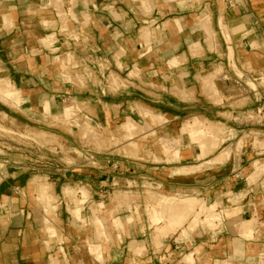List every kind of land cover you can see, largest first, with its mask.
Returning a JSON list of instances; mask_svg holds the SVG:
<instances>
[{
  "label": "crops",
  "instance_id": "0c3cea01",
  "mask_svg": "<svg viewBox=\"0 0 264 264\" xmlns=\"http://www.w3.org/2000/svg\"><path fill=\"white\" fill-rule=\"evenodd\" d=\"M144 2L0 0V76L19 89L28 107L24 113L0 103V112L13 129H30L27 124L18 123L20 120L47 121L42 112L56 100L79 104L102 134L107 130L110 134L118 132V126L125 121L131 122V127L132 121L144 126L149 119L141 117L140 109L160 115L166 122L161 126L151 124L154 135L144 139L140 135L136 139L137 153L127 157L111 149L98 152L81 140L76 144L75 135L69 133L48 132L57 139L54 149L66 145L93 155L98 166L95 169L87 163L66 166L61 171L52 168V164L47 169L37 160L32 143L4 142L7 146L1 148L11 151H2L3 154L23 166L10 169L8 179L0 185V205L7 207L0 210V264H184L182 256L195 250L199 253L193 255L194 264L215 260L257 264V259L264 257V174L256 183H247L254 171L253 162L264 164V148L254 150L252 142L238 148V142H231L240 135H253L264 141V87L257 81V91L246 85L264 74V0ZM205 18L206 32L202 29ZM46 37L52 38L48 47L42 43ZM224 37H229V41ZM197 44L199 48L193 49ZM228 46L232 60L228 58ZM67 57L71 64L63 65L58 60ZM215 68L232 78L239 72L244 92L216 102L204 96L201 78ZM133 70L138 77L128 76ZM77 73L84 80L82 85L63 80V75ZM111 74L119 76L125 87L111 90L107 82ZM194 117L222 126L224 143L200 161L196 159L198 148L189 146L180 150L178 162H166L159 139H176L182 124ZM152 118L155 117H150V121ZM119 132V139L125 143ZM224 150L229 153L225 161L211 162ZM111 163L117 165L116 170L111 169ZM32 165L38 167L36 174L29 170ZM195 165L201 169L185 175L173 173ZM238 170L242 181L234 177ZM35 177L50 185L54 193L59 188L56 197L60 204L51 215L56 237H49L43 225L44 213L36 203L37 197L32 201L35 187L39 186ZM129 181L137 185L147 181L145 184L153 190L177 191L181 196H195L208 203L220 201L225 206L229 194L241 190L247 194L237 210L223 218L219 229L186 239L174 235L159 248L153 245L148 226L135 222L132 227L125 225L122 231H116L108 225L109 242L101 244L99 262L88 252L94 231L90 226L71 223L62 188L68 185L87 190L89 199L82 214L88 218L92 201L104 204L106 193L113 191L114 195L117 187L124 188ZM111 214L103 211L101 216L108 223ZM252 219L254 238L242 241L243 257L236 258V230L241 221ZM133 241L143 246L139 255L130 248ZM247 259H252V263Z\"/></svg>",
  "mask_w": 264,
  "mask_h": 264
},
{
  "label": "rangeland",
  "instance_id": "374dc122",
  "mask_svg": "<svg viewBox=\"0 0 264 264\" xmlns=\"http://www.w3.org/2000/svg\"><path fill=\"white\" fill-rule=\"evenodd\" d=\"M142 1V3L145 1V0H141ZM51 3H54V2H51ZM145 3V2H144ZM143 5V4H142ZM146 11H148V10H146ZM58 16L59 17H62V15H61V13L59 12L58 13ZM202 29L206 32L207 31V26H202ZM149 37V36H148ZM193 49H198L199 48V44H197L195 47H192ZM149 50H150V47L148 48ZM148 50V51H149ZM229 58V57H228ZM58 60H62V63H63V65H66V64H71V58L70 57H67V59H64V58H61V59H58ZM229 60H232V59H230L229 58ZM172 61V60H171ZM170 63V62H169ZM176 64H177V60H176ZM176 64H169V66H175ZM76 64L75 63H72V66H75ZM117 65H118V67L119 68H121V64L118 62L117 63ZM137 74V72H136V70H133V71H131V74H130V72H129V74H128V76L130 77V78H135V77H138V74L137 75H135V74ZM220 73H222V71L219 69V68H215L214 70H212V71H210V72H208L205 76H203L202 78H201V86H202V91H203V93H204V96H208L209 97V94H210V97L212 98V100L214 101V102H216L217 101V99H228V98H230V97H232V96H234V95H239V94H241V93H243L244 92V90L246 89L245 88V86H243L242 85V87H241V90L238 88V87H236V91L234 90V88H232V90H230L229 89V91H230V93H229V91H228V94L229 95H227L226 97H223L222 95H216V93H214V91L211 89V88H209V87H205V83H203V82H207V81H209L210 80V83H212V82H216L215 80L216 79H218L219 78V76H220ZM238 74V75H237ZM240 75L241 74H239V72H236V74H235V77L236 78H239L240 77ZM80 75H79V73H77V77H79ZM81 77V76H80ZM263 74L261 75V78L259 79V77H257V78H255L256 80L255 81H257V83H259V85H261L262 87H264V80H263ZM0 78H1V80H3V85H2V83H1V86H4L6 83H8V84H12V83H10L7 79H5V78H2L1 76H0ZM113 78L116 80V82L114 83V84H112V82H113ZM205 78H206V80H205ZM239 79H243L242 78V75H241V78H239ZM205 80V81H204ZM214 80V81H213ZM233 80V79H232ZM120 81V83L122 82V83H125L119 76H116V75H114V74H111L110 75V77L109 78H107V82H108V84H109V87H110V89L112 90V87H113V85H116L118 82ZM212 81V82H211ZM255 81H253V80H250V81H247V83H252L255 87V91H257V89H256V84H255ZM8 84H6V85H8ZM218 84H219V82H218ZM221 85V84H220ZM12 86L13 87H15L16 88V86L14 85V84H12ZM204 86V87H203ZM222 86V85H221ZM207 88V89H206ZM249 89H252L250 86L248 87ZM18 97H19V100H20V105H19V107H13L11 104H3V103H1L2 105H5V106H7V107H9V108H11V109H13V110H16V111H18V112H26L27 110H28V107L25 105V103H24V101H23V99L21 98V95H20V91L18 90ZM236 92V93H235ZM45 101V100H44ZM47 101V100H46ZM65 102L64 103H62V104H60V106H57V110H58V113L57 114H55V113H51L50 112V114H49V112H47L48 110H44V113L42 112V118L43 119H45V120H47V121H41V120H39V121H33L32 123L30 122V123H25L24 121H18V123H20V124H27L28 126H29V128L30 129H13L10 125H9V123H7V121H5L7 118H6V116H5V114L4 113H2V112H0V149H1V146H7V145H4V142L6 143L7 141H10V140H12V141H14V142H12V143H19V144H23V143H33V145L34 144H36V145H38L39 147H41L40 148V150H41V156H43V157H45L46 158V162H49V163H51V164H53V165H55V167H52V168H54V169H56V170H59V171H61V169L63 168V167H69V166H79V165H83V163H87V164H89L90 162H85V160H84V157H85V155H86V157H88V156H92L93 157V155H91L90 153H87V154H85V153H81V148H78V147H72V148H68L66 145L63 147H61V146H58L57 148H55L54 149V145L57 143L56 141H57V139H56V137L53 135V134H51V133H48V132H50V131H54V132H59L60 134L61 133H69V135H75V141H76V144H78V141L79 140H81V139H85V140H81V141H84L85 143H89V145L94 149V150H96V151H98V152H101L102 150H104V149H111L110 151L111 152H113V151H115V152H118V153H121L122 155H126V157H127V155H131V156H133V155H135V153H137V150H138V147H139V143H138V141L136 140L140 135H142L143 134V137H142V139H144L145 137H147V136H152V135H150L152 132H154L153 130L151 131V124L152 125H159V126H161V125H163L164 123H166L165 122V120H164V118L163 117H161L160 115H157V114H154V113H151L150 111H148L147 110V112L146 113H143L144 111L142 110V109H140V115H141V117L143 118V119H149V121L147 122V121H145L144 122V126H140V125H138L137 123H135L134 121H132L130 118H128V119H130L132 122H133V126L129 129V128H126V126H125V124H126V121L124 122V123H122L120 126H118V130L119 131H121L122 133H123V135L127 132V130H128V132L131 134V136H132V138H133V140L131 141V142H134V143H136L137 144V146L138 147H133L134 149H132V147H131V145L129 146V141L127 140V138H126V140L124 139V141H125V143H122L121 142V140L119 139L120 137H119V135H120V132L118 131H116L115 133H109L108 132V130L107 131H104L103 132V134L99 131V129H98V126L97 125H95L93 122H89V121H83V120H79V118L81 119V117L79 116V118H77V114H76V119H78L79 120V123H83V122H87L93 129H94V133H96V134H88L87 132H85L83 129H85L84 127H82L81 125V127L79 126L78 128L76 127V131H72V128L71 127H69L68 125H71V126H73L74 127V125H72V124H70V123H68L67 124V122H69V120H66V122H65V120H62L63 118H62V116L60 115V107H66V106H69V105H72L69 101H67V100H64ZM49 102V101H48ZM54 102V101H53ZM42 104H43V102H42ZM41 104V105H42ZM52 104H54V103H52ZM55 106V105H54ZM79 106V105H78ZM49 109H51L52 108V105H48L47 106ZM80 107V106H79ZM16 108V109H15ZM81 108V107H80ZM45 112H46V114H45ZM54 115V116H53ZM150 117H155V118H152V121H150ZM62 118V119H61ZM160 119V120H159ZM60 120H62V121H60ZM200 120V119H199ZM51 121H53L52 123H51ZM92 121V120H91ZM200 121H202V120H200ZM187 122V121H186ZM204 122V125L205 126H209L208 124H212L213 125V123H209V122H206V121H203ZM185 123V122H184ZM147 125L149 126L148 128H147ZM212 125H210V126H212ZM214 127L213 128H215V130L217 129V131H215V137H217V138H219V140L220 141H218V139H217V147H216V149H213V150H208L207 151V153H214L219 147H220V145H222L223 143H224V141H225V137L223 136V134H224V130H223V128H222V126H220V125H217V124H214L213 125ZM48 127V128H47ZM49 127H54L53 129H51V128H49ZM54 129H56V130H54ZM29 131L28 133L27 132H25V131ZM181 130V129H180ZM221 130V132H219ZM218 132V133H217ZM83 133H84V135H83ZM99 133V134H98ZM43 134V135H42ZM15 135V136H14ZM100 135V136H99ZM104 135H106V136H104ZM59 136H62V135H59ZM95 136V137H94ZM134 136V137H133ZM243 135H240L239 137L237 136V138H235L233 141H231V142H233V144H235V143H237L238 142V144H237V147L238 148H240V147H242V145H249V144H251V142H252V146H253V143L254 142H257L258 141V147L257 148H254V150L255 149H261V147L262 148H264V141H260V138H259V140H258V137H255V136H253V135H249V136H243V138H241ZM124 138H125V136H123ZM61 138H63V137H61ZM97 138V139H96ZM101 138V139H100ZM116 138V139H115ZM140 138V137H139ZM113 139V140H112ZM115 139V140H114ZM264 138H261V140H263ZM65 140V139H64ZM208 140V139H207ZM114 141V142H113ZM115 141H117L116 143H117V145H116V143H115ZM127 141V142H126ZM114 143L116 146H113V145H111V143ZM120 142V143H119ZM259 143H261L263 146H261V144L259 145ZM60 145V144H59ZM219 145V146H218ZM159 146H161V143H159ZM161 148V151H162V153H163V155L165 156V159H166V162H178V161H176L172 156H170V154H167L166 152H164L163 151V148H162V146L160 147ZM209 151H211V152H209ZM205 154V157H207L208 155H210V154ZM89 154V155H88ZM220 156H221V158H220ZM205 157H201V158H199V159H197L198 161H200V160H202V159H204ZM223 157V158H222ZM229 157V153L226 151V150H224V151H222L220 154H219V156H218V158H215L214 160H213V162L215 161V162H223V161H225L227 158ZM33 160V159H32ZM263 161H264V159H262ZM34 161V160H33ZM56 161V162H55ZM263 161H261V162H263ZM96 162V161H95ZM258 164H257V163ZM49 163L47 164V165H45L46 166V168L47 169H49ZM255 164V166L253 167V170H254V168H255V170L253 171V172H255V173H252V175L250 174L249 176H248V180H247V183H248V185H252V184H254V183H256L257 182V180L260 178V176H262L263 174H262V172L263 171H261V175L260 176H258L259 174H260V171L259 170H257V166H262L263 165V163H259L257 160H255L254 162H253V164L252 165H254ZM48 166V167H47ZM264 166V165H263ZM98 167V166H97ZM194 167V168H193ZM198 169H197V168ZM45 168V169H46ZM187 168L190 170H192V168L194 169V170H187ZM201 169V166L200 165H195V166H191V167H182V168H179V169H176L173 173H174V175H185V174H190V173H194V172H196V171H199ZM188 172H187V171ZM258 171H259V173H258ZM186 172V173H185ZM238 173H240V170H238V171H236V173L235 174H238ZM257 173V174H256ZM43 174H45V173H43ZM243 174V173H242ZM255 174L257 175V176H255ZM255 176V178H254V176ZM240 178H237V180H243V177L242 176H239ZM252 177L254 178V181H253V179H252ZM35 179V182H37L36 183V185H39V188L41 187V186H46V187H48L49 188V192H50V194H52V195H54V196H57V194L59 193V188L57 189V192L56 193H54L53 191H52V187L50 186V185H48V184H46V183H41V182H39L38 181V178L37 177H35L34 178ZM251 179V180H250ZM145 182H147V181H145ZM145 182H143V183H139L138 185L135 183V184H133V183H131L130 181H129V183H128V185H125V187L124 188H116V190H114V195H113V191H111L110 193H106L105 194V198L103 199V200H107L104 204L103 203H100V202H91L88 206L90 207V209L88 208V212H89V216H88V218L86 219V224H87V226H90L89 225V222H90V220H92L94 217L93 216H96V215H94V214H92V211H93V209H94V207L97 205V204H102L103 206H104V209H102V210H99L97 213L99 214V217L104 221V223L107 225V228H108V225H110V226H112L113 228H114V225H113V222H112V220L114 219V218H120V217H123V218H125V219H132L133 218V220H131V223L128 225L129 227H132V225L135 223V222H137V223H139V226H145V227H149V231H148V234H150V236L152 237V242H153V245L156 247V248H159L161 245H163V243H165L166 241V239H165V236L164 237H162L161 235V238L159 237V236H157V235H159V234H161L162 232L161 231H159V230H157V231H154L155 230V226L153 225V223H152V221H151V212H152V208H154L157 212L159 211V210H161L162 208H165L164 206L165 205H163V203H161L160 202V198L161 197H167V198H177V199H184V200H189V201H193V206H194V208L193 209H195V210H193V212H191L188 216H187V218H185L186 220L185 221H183L184 223H182L181 224V226L178 228V229H175L176 231H175V234H174V231H173V233H170L169 231V233H168V235H167V239H169V238H171L172 236H174L175 235V237L177 238L178 237V239H186L187 237H189V238H191V237H194L195 235H198L199 233H207L206 231H209V230H211V228H212V230L211 231H214V230H216V229H219L220 227H221V225H222V222H223V218H226V216H228L229 215V212H233V211H236L237 210V208H232V207H230V205H229V199H227V204H226V206L227 207H225V204L223 203V204H221V202L220 201H216V202H214V203H208V202H205L204 200H201V199H199V198H197V197H195V196H181L180 195V193L179 192H177V191H174V192H170V193H168L167 191H163L162 189L160 190H153L152 189V186H147L146 184H145ZM61 184V183H60ZM41 185V186H40ZM59 186H61V185H59ZM64 187H72V189L74 190H79V188H82V187H77V186H68V185H65V186H63V188ZM154 187H156V189H157V185H155ZM35 188H38V186L37 187H35ZM34 191H35V189H34ZM242 191V192H241ZM241 191H239L240 192V194H239V192H237L236 194L235 193H231V194H229V198L232 196L233 197V194L234 195H242V196H246V194H247V191L246 190H241ZM246 192V193H245ZM35 193H36V191H35ZM127 194V195H126ZM149 194V195H148ZM150 194H151V196H150ZM175 194H177V195H175ZM244 194V195H243ZM118 195V196H117ZM121 195V196H120ZM123 195H124V197H123ZM231 195V196H230ZM126 196H128V197H126ZM35 197H37L36 198V201H38V205L42 208L43 207V204H42V201L40 200V198H39V196H38V194L36 193V196L34 195L33 196V198H32V201H35L34 200V198ZM119 197V198H118ZM126 197V198H125ZM245 198V197H244ZM123 199V200H122ZM125 199V200H124ZM122 201V202H121ZM195 201V202H194ZM68 202H70V201H68ZM151 202V203H150ZM154 202V203H153ZM58 203H59V201H58V199H57V208H58ZM157 203V204H156ZM204 203V204H203ZM34 204H35V202H34ZM36 204V205H37ZM93 204V205H92ZM156 204V205H155ZM209 204V205H208ZM213 204H216V207L214 208V210L212 211V212H209L208 210H207V208H209L211 205H213ZM95 205V206H94ZM162 205V206H161ZM200 205V207H198ZM157 206H158V209H157ZM195 206H196V208H195ZM202 206V207H201ZM209 206V207H208ZM91 207H93V209H92V211H90L91 210ZM146 207V208H145ZM156 207V208H155ZM160 207V208H159ZM198 207V208H197ZM220 209H219V208ZM203 208V209H202ZM147 209V210H146ZM149 209V210H148ZM150 209H152V210H150ZM199 209H201V212H200V210ZM103 211H107V213H112L111 214V221L110 222H106V219L104 218V217H102L101 216V213L103 212ZM120 211H123L124 212V214H121L120 213ZM203 211L205 212H209V213H203ZM215 211V212H214ZM150 212V213H149ZM160 212V211H159ZM161 212L163 213L164 212V210L162 209L161 210ZM160 212V213H161ZM197 212V213H196ZM147 213V214H146ZM193 213V214H192ZM195 213H196V215H201L200 217L199 216H197V221H196V224H197V226L195 225V227H190V226H192V221H193V219H195L194 217L196 216L195 215ZM199 213V214H198ZM210 213H213V214H217L218 215V218H219V223H217V221H215V222H210L209 221V219H208V216H210V215H208V214H210ZM92 214V215H91ZM150 214V215H149ZM166 214H168L167 212H165V214L163 213L162 215H163V217L164 218H167V216H168V218H169V215H167L166 216ZM192 214V215H191ZM207 215V218H206V215ZM220 214V215H219ZM46 215V214H45ZM112 215H114V216H112ZM191 215V216H190ZM195 215V216H194ZM203 215H205V216H203ZM49 219H51L52 220V224H53V226H54V228H55V223H54V220L51 218V215H49V214H47L46 215ZM92 216V217H91ZM98 216V215H97ZM116 216V217H115ZM150 216V217H149ZM189 217V218H188ZM205 217V218H204ZM89 218H90V220H89ZM43 219V218H42ZM150 219V220H149ZM73 219H72V217H71V223H73V221H72ZM206 220H208V221H206ZM253 221H252V223H251V225H250V231H251V234L248 236V237H246V236H243V234H242V232L240 231V233H239V231L238 230H241V229H243V226H244V224L246 223V221H241V222H244L243 224L240 222L239 223V226H238V228H237V230H236V232H237V234L239 235V239L238 240H236L235 242H234V254H235V256H236V258H242L243 257V251H242V241L243 240H245V241H249V240H252L253 238H254V224H255V219H252ZM189 221V222H188ZM199 221V222H198ZM251 221V220H250ZM208 222H210V223H208ZM247 222H249V221H247ZM254 222V223H253ZM189 223V224H188ZM212 223V224H211ZM163 224V225H162ZM165 224H166V219H163V222L159 225V227H164L165 226ZM188 224V225H187ZM215 224V225H214ZM220 224V225H219ZM253 224V225H252ZM153 225V226H152ZM162 225V226H161ZM210 225V226H209ZM213 225V226H212ZM240 225H241V227H240ZM183 226V227H182ZM215 226H217V227H215ZM220 226V227H219ZM158 227V228H159ZM191 228V229H189V228ZM215 227V228H214ZM252 227V228H251ZM187 228V229H186ZM241 228V229H240ZM115 229V228H114ZM116 231H122L121 229H119V230H117V229H115ZM182 230H184V231H186V232H184V231H182ZM193 231V232H192ZM158 232V233H157ZM192 232V233H191ZM233 234H234V232H232ZM157 234V235H156ZM189 234V235H188ZM164 235V234H163ZM120 236V235H119ZM156 236V237H155ZM240 236H242V237H240ZM157 237H159V238H157ZM153 238H156L155 239V241L153 240ZM159 239V240H158ZM157 240V241H156ZM165 242H164V241ZM157 243V244H156ZM138 247H140L139 249H138ZM130 248H131V250H132V252L134 251V255H138L139 253H141L142 251L141 250H143V246L141 245V244H138L137 242H135V241H133V242H131L130 243ZM138 249V250H137ZM138 251V252H137ZM137 252V253H136ZM136 253V254H135ZM193 253H195V254H198L199 253V251L198 250H195L194 252H190V254H193ZM189 253H187V255H188ZM194 255V254H193ZM92 257H94L95 258V256H92ZM183 258H185V256H183L182 257V259ZM194 258V257H193ZM184 260V264H186L185 262V259H183ZM223 261H226V260H222V261H220V260H215L213 263H209L208 261H206V262H204V263H202V264H221ZM247 261L249 262V263H252V259H247ZM257 264H263L264 263V257H260V258H258L257 259ZM216 262V263H215ZM193 264H194V260H193Z\"/></svg>",
  "mask_w": 264,
  "mask_h": 264
},
{
  "label": "bare ground",
  "instance_id": "6f19581e",
  "mask_svg": "<svg viewBox=\"0 0 264 264\" xmlns=\"http://www.w3.org/2000/svg\"><path fill=\"white\" fill-rule=\"evenodd\" d=\"M207 23H208V20H207V18H205V20L202 22V26H207ZM221 26V25H220ZM208 28V27H207ZM225 39H226V41H229V37H224ZM42 43H43V45H45V46H47L48 47V45H51L52 44V38L51 37H46L43 41H42ZM228 57L230 58V59H232V49H231V47H229L228 46ZM130 74H131V72H130ZM135 74V73H134ZM240 74V73H239ZM135 75H137V74H135ZM238 75V74H237ZM110 77V76H109ZM239 78H241V75H240V77ZM263 80H264V74H263ZM63 80L66 82V83H77V84H80V85H82L83 83H84V80H83V78H82V76L80 77H77V76H70L69 74H66V75H63ZM205 80H206V78H205ZM204 80V81H205ZM214 81V80H213ZM216 82H212V83H210V80L209 81H207V82H203V83H205V87H209V88H211L213 91H214V93H216V95L218 94V95H222L223 97H226L227 95H229L228 94V91H229V89L230 90H232V88H234V90L236 91V86H235V84H234V82H233V80H231V82H223V80H222V78H221V76H219V78L218 79H216L215 80ZM3 82V80H1V78H0V102L1 103H3V104H11L13 107L15 106V107H18V103H19V97H18V88L16 87H13L12 86V84H8V83H6V84H8V85H4V86H1V83ZM116 82V80L113 78V82H112V84H114ZM218 82H219V84H218ZM222 86H221V85ZM2 85H3V83H2ZM246 85H247V87H251L252 89L251 90H253V91H255L254 89V85L252 84V83H246ZM122 87H125V83H120V81L116 84V85H113V87H112V90H118V89H120V88H122ZM204 87V86H203ZM207 89V88H206ZM203 90V89H202ZM252 91V92H253ZM229 93H230V91H229ZM236 93V92H235ZM217 95V96H218ZM209 97H210V94H209ZM211 98V97H210ZM60 104H61V102L59 101V100H56V102H55V104H52V108L51 109H49L48 107H45L44 109L45 110H48L47 112H49V114H50V112L51 113H55V114H57L58 113V110H57V106H60ZM55 105V106H54ZM79 104H77V103H74V104H72V105H69V106H66V107H60V115L62 116V120H65V122H66V120H69V122H67V124L68 123H70V124H72V125H74V127L73 126H71V125H68L69 127H71L72 128V131H76L77 129H76V127L78 128L80 125L82 126V127H84L85 129H83L85 132H87L88 134H96V133H94L95 131H94V129L87 123V122H83V123H79V120H83V121H89L90 123L92 122L91 121V119L89 118V117H87L86 115H84L83 114V112H81V111H83V109H82V107L80 108L79 106H78ZM16 109V108H15ZM81 113V114H80ZM76 114H77V118H79V116L81 117V119L79 118V120L78 119H76L75 117H76ZM54 116V115H53ZM84 117H86V119H84ZM62 120H60V121H62ZM63 122V121H62ZM131 125H132V123L131 122H129V121H127V124H126V127L127 128H130L131 127ZM209 126L207 127V126H205L204 125V122L203 121H200L198 118H192V119H190V120H188L187 122H185V123H183L182 124V127H181V130H180V132H179V136L176 138V139H174V140H169V139H166V138H161V139H159V143H161V146H162V148H163V151L164 152H166L167 154H170V156H172L176 161H179V152H180V150L183 148V147H189V146H194V147H196V148H198V150H199V153H198V155H197V157H196V159H199V158H203V157H205V154L207 153V151L208 150H213V149H216V147H217V139H218V141H220L219 140V138H217V137H215V131H217V129L215 130V128H213L214 126V124L212 125V124H208ZM210 125H212V126H210ZM80 126V127H81ZM149 126L147 125V128H148ZM152 131V130H151ZM219 132H221V130L219 131ZM218 133V132H217ZM99 134V133H98ZM43 135V134H42ZM83 135H84V133H83ZM150 135H154V132H152ZM85 136V135H84ZM100 136V135H99ZM124 136H125V140H126V138H127V140L129 141V146L131 145V147H132V149H134L133 147H138L137 146V144L136 143H134V142H131L132 140H133V138H132V136H131V134L128 132V130H127V132L124 134ZM95 137V136H94ZM134 137V136H133ZM97 139V138H96ZM101 139V138H100ZM116 139V138H115ZM114 139V140H115ZM208 139V140H207ZM81 140H85V139H81ZM113 140V139H112ZM259 140V139H258ZM114 142V141H113ZM111 143V145H113L114 143ZM117 141H115V143H116ZM125 142V141H124ZM127 142V141H126ZM120 143V142H119ZM261 143H259V145H260ZM264 144V143H263ZM116 145H117V143H116ZM115 144L113 145V146H116ZM160 146V147H161ZM219 146V145H218ZM261 146H263L262 144H261ZM258 147V141L257 142H254L253 143V146H252V148L254 149V148H257ZM262 148V147H261ZM135 150V149H134ZM255 150H257V149H255ZM209 152H211V151H209ZM82 153V152H81ZM207 154H211V153H207ZM220 158H221V156H220ZM223 158V157H222ZM211 162H213V161H211ZM215 162V161H214ZM257 163V162H256ZM258 164V163H257ZM264 165V164H263ZM257 166L258 168H257V170H259L260 171V174L258 175V176H260L261 175V171H263L262 172V174L264 173V166ZM255 166V164L253 165V167ZM194 168V167H193ZM192 168V170H194ZM197 168V167H196ZM199 168V167H198ZM197 168V169H198ZM187 170H189L188 168H187ZM186 170V171H187ZM191 170V169H190ZM189 170V171H190ZM191 170V171H192ZM254 170H255V168H254ZM259 171H258V173H259ZM188 172V171H187ZM186 173V172H185ZM252 173H255V172H252ZM252 173H251V175H252ZM257 174V173H256ZM255 174V176H257ZM254 176V175H253ZM255 176H254V178H255ZM261 177V176H260ZM254 178L252 177V179H253V181H254ZM248 180V179H247ZM251 180V179H250ZM41 186V185H40ZM242 192V191H241ZM36 193L38 194V196H39V198H40V200L42 201V204H43V207H42V211H43V213H44V217H43V225H44V227H45V229H46V231H47V233H48V235H49V237H56V232H55V228H54V226H53V224H52V222H51V219H49L46 215L47 214H49V215H52V214H54L55 212H56V210H57V197L56 196H54V195H52V194H50V192H49V188L48 187H46V186H41L40 188H39V186H38V188L36 189ZM246 193V192H245ZM61 194H62V196H63V199H64V201H65V203H66V206H67V211H68V213L70 214V216L72 217V221H73V225H75V226H78V227H85V226H87V224H86V217L82 214V209H83V206H84V204H86L87 203V201H88V199H89V193L87 192V190L85 189V188H79V190L77 189V190H73L72 189V187L70 188V187H64V188H62V192H61ZM236 194V193H235ZM239 194H240V192H239ZM127 195V194H126ZM149 195V194H148ZM244 195V194H243ZM118 196V195H117ZM121 196V195H120ZM150 196H151V194H150ZM231 196V195H230ZM123 197H124V195H123ZM126 197H128V196H126ZM125 197V198H126ZM245 196H242V195H234L233 194V197L231 196L230 198L228 197V199H229V205H230V207H232V208H238L242 203H243V201H244V198ZM119 198V197H118ZM123 200V199H122ZM125 200V199H124ZM68 201H70V202H68ZM122 202V201H121ZM160 202L161 203H163V205H165L164 207L165 208H162L163 210H164V214H165V212H167L168 214H166V216L167 215H169V218H168V216H167V218H164L163 217V213L161 212V210H159L158 209V206H157V209L161 212H157L154 208H152V209H150V210H152V212H151V221H152V223H153V225L156 227L155 228V230L154 231H157V230H159V231H161L162 233L161 234H159V235H157V236H159L160 238H161V236L162 237H164L165 236V241H168L169 239H167L168 237H167V235H168V233L170 232V233H173V231H174V234H175V229H178L180 226H181V224L182 223H184L183 221H185L186 219L185 218H187V216L191 213V212H193V210H195V209H193L194 208V206H193V201H189V200H184V199H177V198H165V197H161L160 198ZM195 202V201H194ZM37 203H38V201H37ZM151 203V202H150ZM154 203V202H153ZM247 203V202H246ZM157 204V203H156ZM155 204V205H156ZM204 204V203H203ZM227 204V203H226ZM58 205H59V203H58ZM93 205V204H92ZM209 205V204H208ZM95 206V205H94ZM162 206V205H161ZM198 207H200V205L198 206ZM197 207V208H198ZM202 207V206H201ZM209 207V206H208ZM216 207V204H213V205H211L209 208H207V210L209 211V212H212L213 210H214V208ZM225 207H227V206H225ZM103 208V206L100 204V205H96L95 207H94V209H93V207H91V210L90 211H92V209H93V211H92V214H94V215H96V216H93L94 218L92 219V220H90V218H89V220H90V222H89V225H90V227H91V229L94 231V239H92L91 241H89L88 242V252H89V254L91 255V256H95V260H97V261H99V262H101L102 261V248H101V244H107L108 242H109V238H108V235H107V231H108V228H107V225L104 223V221L99 217V214L97 213L99 210H101ZM146 208V207H145ZM156 208V207H155ZM160 208V207H159ZM195 208H196V206H195ZM217 208V207H216ZM7 209V207L6 206H4V205H0V210H2V211H5ZM89 209H90V207H89ZM203 209V208H202ZM147 210V209H146ZM149 210V209H148ZM200 210V212H201V209H199ZM206 212V211H205ZM204 211H203V213H205ZM209 212H206V213H209ZM215 212V211H214ZM150 213V212H149ZM197 213V212H196ZM196 213H195V215H196ZM46 214V215H45ZM91 214V215H92ZM147 214V213H146ZM193 214V213H192ZM191 214V215H192ZM199 214V213H198ZM98 215V216H97ZM150 215V214H149ZM190 215V216H191ZM194 215V216H195ZM202 215V214H201ZM200 214L199 215H196L194 218L195 219H193V221H192V226H190V227H195V225L197 226V224H196V221H197V216H201ZM206 215V214H205ZM205 215H203V216H205ZM208 215H210V216H208V219H209V221L210 222H215V221H217V223H219V218H218V215L217 214H213V213H210V214H208ZM220 215V214H219ZM112 216H114V215H112ZM92 217V216H91ZM116 217V216H115ZM150 217V216H149ZM189 218V217H188ZM205 218V217H204ZM206 218H207V215H206ZM149 219V220H150ZM163 219H166V224H165V226L164 227H159V225L163 222ZM131 220H133V218L132 219H122L121 217L120 218H114L113 220H112V222H113V225H114V228L115 229H121V230H123V228H124V226L126 225V226H128L130 223H131ZM206 221H208V220H206ZM252 221L253 220H251V221H249V222H247L246 221V223L244 224V226H243V229H241V230H238L239 231V233H240V231L242 232V234H243V236H246V237H248L250 234H251V231L253 230H251L250 231V225H251V223H252ZM189 222V221H188ZM199 222V221H198ZM210 222H208V223H210ZM242 224L244 223V222H241ZM254 223V222H253ZM189 224V223H188ZM187 224V225H188ZM212 224V223H211ZM152 225V226H153ZM163 225V224H162ZM161 225V226H162ZM215 225V224H214ZM220 225V224H219ZM253 225V224H252ZM210 226V225H209ZM213 226V225H212ZM159 227V228H158ZM183 227V226H182ZM215 227H217V226H215ZM214 227V228H215ZM220 227V226H219ZM240 227H241V225H240ZM189 228V227H188ZM252 228V227H251ZM157 229V230H156ZM187 229V228H186ZM189 229H191V228H189ZM211 230H212V228H211ZM169 231V232H168ZM182 231H184V230H182ZM184 232H186V231H184ZM193 232V231H192ZM191 232V233H192ZM158 233V232H157ZM164 234V235H163ZM161 235V236H160ZM189 235V234H188ZM239 236V235H238ZM48 237V238H49ZM156 237V236H155ZM159 237H157V238H159ZM240 237H242V236H240ZM155 239L156 238H153V240L155 241ZM159 240V239H158ZM59 241H60V239H59ZM157 241V240H156ZM164 241V240H163ZM164 241V242H165ZM157 244V243H156ZM140 247H138V249H139ZM137 249V250H138ZM142 251V250H141ZM138 252V251H137ZM136 252V253H137ZM133 253H134V251H133ZM135 253V254H136ZM140 254V253H139ZM138 254V255H139ZM193 254H195V253H193ZM193 254H185V255H183V256H185V258H183V259H185V263L186 264H193V260H194V258H193ZM63 256V255H62ZM89 256V255H88ZM182 256V257H183ZM92 258V257H91ZM182 259V258H181ZM182 259V262L184 263V260ZM94 260V259H93ZM52 261V260H51ZM55 262H52V264H54ZM216 263V262H215ZM221 264H228V262L227 261H223ZM264 264V263H263Z\"/></svg>",
  "mask_w": 264,
  "mask_h": 264
},
{
  "label": "built area",
  "instance_id": "2783aa9c",
  "mask_svg": "<svg viewBox=\"0 0 264 264\" xmlns=\"http://www.w3.org/2000/svg\"><path fill=\"white\" fill-rule=\"evenodd\" d=\"M220 76H221V78H222V80H223V82H231V80L233 79V82H234V84H235V86L236 87H238L240 90H241V87H242V85L244 86V83L242 82V79H239V78H236V77H234V78H232L231 76H229L228 74H226V73H220ZM261 78V76L259 77V79ZM256 79H254L253 81H255ZM103 93V92H102ZM65 101H62V103H64ZM71 104H74L72 101H69ZM81 112H83V111H81ZM258 113H260V110L258 111ZM81 114V113H80ZM84 119H86V117H84ZM33 144V143H32ZM34 146L36 147L35 148V151H36V155H37V160L39 161V162H42V163H44L45 165H47L49 162H46V158L45 157H43V156H41V150H40V148L41 147H39L38 145H36V144H34ZM1 151H0V185L3 183V182H5L7 179H8V177H9V173H8V171L10 170V169H13V168H22V162H16V161H12V160H10V159H8L4 154H3V152L2 151H5V152H9V151H11L10 149H7V148H1L0 149ZM84 160H85V162H90L89 163V165H90V167H92V168H97V165H96V162H95V160H94V158L92 157V156H88V157H86V155H85V157H84ZM52 164L51 163H49V166H51ZM110 167H111V169H113V170H116L117 169V165L116 164H113V163H111L110 164ZM38 167H36V166H34V165H32L31 167H30V171L32 172V173H34V174H36L37 173V169ZM239 176H241V173H238V174H235L234 175V177L237 179V178H240ZM15 191H17V190H15ZM60 204V203H59Z\"/></svg>",
  "mask_w": 264,
  "mask_h": 264
}]
</instances>
